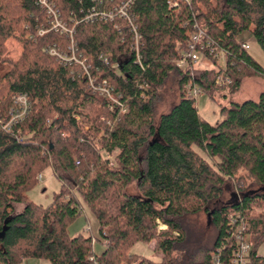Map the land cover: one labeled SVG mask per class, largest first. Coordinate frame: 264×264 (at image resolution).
I'll return each mask as SVG.
<instances>
[{
	"label": "trees",
	"instance_id": "16d2710c",
	"mask_svg": "<svg viewBox=\"0 0 264 264\" xmlns=\"http://www.w3.org/2000/svg\"><path fill=\"white\" fill-rule=\"evenodd\" d=\"M49 1L72 31L87 74L48 53L54 47L68 56L69 35H36L49 18L37 0H0V63L11 66L0 75V120H8L15 96L30 103L10 131L0 124V264H214L215 254L231 264L229 223L237 215L249 225L247 264H264L258 254L264 214H254L264 206V92L220 106V120L212 125L183 86L198 85L213 99L225 88L214 84L217 71L176 66L188 34L198 30L222 51L228 87L248 75L264 79V67L241 39L249 33L264 52V0ZM128 1L125 16L117 14ZM16 34L22 53L14 62L4 55L5 41ZM206 58L216 64L217 58ZM172 73L178 100L156 121L155 101ZM88 76L96 86L106 81L118 103L91 88ZM48 167L60 191L43 207L26 193ZM231 182L239 197L232 193L223 201ZM132 185L136 194L126 190ZM81 202L102 240L68 234L82 215ZM15 205L23 209L15 213ZM201 211L216 231L208 247L189 241L184 226L185 217ZM157 222L165 229L158 232ZM94 240L104 247L98 254ZM152 240L161 260L128 253L132 242Z\"/></svg>",
	"mask_w": 264,
	"mask_h": 264
},
{
	"label": "rangeland",
	"instance_id": "374dc122",
	"mask_svg": "<svg viewBox=\"0 0 264 264\" xmlns=\"http://www.w3.org/2000/svg\"><path fill=\"white\" fill-rule=\"evenodd\" d=\"M62 20V19H61ZM64 22V21H63ZM50 31L59 32L61 34H66L65 31L59 30H51L49 18L47 22L40 26L36 35L42 36L45 33ZM19 35L16 34L14 37L8 38L5 41L6 53L4 58L6 60L16 62L21 53H22V45L19 42ZM241 39L249 45V53L250 55L262 66L264 67V52L262 49L256 44L255 40L251 37L249 33H243L241 35ZM71 40L73 41V34H69V47L71 45ZM57 49V48H56ZM57 51H60L57 49ZM70 51V49H69ZM51 55V54H50ZM52 56V55H51ZM57 60L58 57L53 56ZM79 65V64H78ZM193 68L196 69H207L211 70L215 68L218 73L219 67H223V59L219 57L216 60V64H214L211 60L201 56L199 61L196 64H191ZM80 66V65H79ZM189 66V64H187ZM11 69L10 64L8 63H0V75H3L6 72H9ZM231 86V85H230ZM264 92V79L259 77H252L249 75L245 77L240 86L233 87H225L224 89L217 91L213 95V99H210L207 95L203 94L196 99V107L203 119L215 125L220 120L219 109L220 106L227 105L230 101H244V100H256L258 96ZM178 100V78L175 73L170 74L165 80L159 96L155 101L154 105V113L155 120L159 118L161 114L166 113L170 107ZM93 140H96V144H98V137H95ZM104 158H108L105 153H102ZM112 157H109L110 161ZM42 174V181L38 180V175ZM37 175V184L35 187L30 189L26 195L30 201L34 204L41 205L46 207L52 201L54 194L60 191V181L54 176L51 167L46 168L43 171H40ZM238 188V187H237ZM234 182L229 183L226 186V190L223 195V201H227V199L231 198V194L234 193L236 197H239V189H237ZM128 193L136 194V188L134 185L128 187ZM82 203V215L74 221L69 227V231L73 233V235L82 233L87 236H92L94 239H101L98 233V224L94 217V215L87 209L85 204ZM23 209V205H15L13 207V211L15 213L20 212ZM264 214V206L261 208H257L254 210V214ZM157 231L165 229V227L157 222ZM184 226L186 229L188 240L196 245H203L205 247L211 246L216 235V231L212 224L209 223L207 214L205 212H198L194 215H188L184 219ZM75 233V234H74ZM72 235V236H73ZM248 240L250 241V234H248ZM259 249L258 254L264 256V237L259 236ZM93 247L97 253H100L103 245L99 242H93ZM93 248V249H94ZM129 254H137L143 257H148L152 260L159 261L162 259V253L155 248V241L152 240L150 242H132L130 249L128 250ZM20 264H48L44 261L27 259L26 261L21 262Z\"/></svg>",
	"mask_w": 264,
	"mask_h": 264
},
{
	"label": "built area",
	"instance_id": "2783aa9c",
	"mask_svg": "<svg viewBox=\"0 0 264 264\" xmlns=\"http://www.w3.org/2000/svg\"><path fill=\"white\" fill-rule=\"evenodd\" d=\"M186 2H189V0H185ZM37 3L46 10V12L49 15V22L51 30H59V31H65V33L72 34V31L69 30L65 23L61 20V18L58 15V12L54 9L53 4L49 0H37ZM129 4V1L122 4L118 10L117 14L121 16H125V9L127 8ZM171 6H176V3H170ZM128 23L131 25L130 21ZM134 32V43L137 46L138 43V35L135 32V28H132ZM186 50L182 53L180 59L178 60L176 66L180 70H185V67L187 64H196L201 56L206 57H213V58H219L221 57L223 59V67L218 69V75L215 77L214 84L217 87H228L232 84L231 79L224 73V55L222 51L219 49H214V47L211 46V43L207 40H205L204 35L201 31H195L190 34H188V40L186 45ZM242 48L245 51L249 50L248 44H243ZM70 54L68 56L64 55L61 51H57L56 48L50 47L48 48V53L52 56L58 57L60 61H69L74 62L75 64H79L80 67L86 72L87 69L86 65L82 60H79L77 56L75 55V47L74 43L71 40L70 45ZM137 50V47H136ZM99 58L103 60V62H106V57L103 55H100ZM136 61L139 62V55H136ZM88 81L94 90L100 92V94L109 99L110 102L117 104V99L113 95V90L111 86L106 82L102 81L101 84L96 86L93 82V80L88 76ZM183 89L185 91V94L192 98L197 99L201 95L204 94V91L201 87L198 85L192 84V83H186L183 86ZM14 100V106L9 110V118L5 122L0 120V124L2 125L3 129L5 131H10V128L13 124L18 123L20 120L25 118L27 114L30 111V103L27 99V97L23 94L17 95L13 98ZM93 142L96 144V140H93ZM42 174L38 175V180L42 181ZM238 220V224H236ZM232 226L231 231V237L235 240V247L232 252L231 256V264H247V256L251 250V244L248 240V234H249V225L247 221H245L243 218H240L239 215L236 217H231L230 223ZM214 264H221L219 261V255L215 254L214 257ZM121 264H128L125 262H122ZM129 264H135V263H129Z\"/></svg>",
	"mask_w": 264,
	"mask_h": 264
},
{
	"label": "crops",
	"instance_id": "0c3cea01",
	"mask_svg": "<svg viewBox=\"0 0 264 264\" xmlns=\"http://www.w3.org/2000/svg\"><path fill=\"white\" fill-rule=\"evenodd\" d=\"M68 234L70 235V236H72L73 235V233H71L70 231H69V229H68ZM75 234V233H74ZM74 236V235H73ZM102 250H103V248H102ZM101 250V251H102ZM94 251H95V248H94ZM96 252V251H95ZM97 253V252H96ZM98 254V253H97ZM27 260V259H26ZM26 260H24V261H26Z\"/></svg>",
	"mask_w": 264,
	"mask_h": 264
},
{
	"label": "water",
	"instance_id": "95a60500",
	"mask_svg": "<svg viewBox=\"0 0 264 264\" xmlns=\"http://www.w3.org/2000/svg\"><path fill=\"white\" fill-rule=\"evenodd\" d=\"M208 218H209V214H208Z\"/></svg>",
	"mask_w": 264,
	"mask_h": 264
}]
</instances>
